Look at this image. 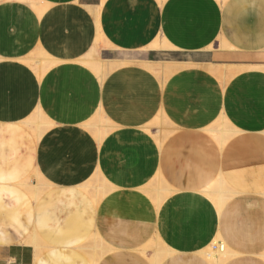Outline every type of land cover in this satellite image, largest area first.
Wrapping results in <instances>:
<instances>
[{
    "label": "crops",
    "instance_id": "crops-1",
    "mask_svg": "<svg viewBox=\"0 0 264 264\" xmlns=\"http://www.w3.org/2000/svg\"><path fill=\"white\" fill-rule=\"evenodd\" d=\"M101 44L180 67L101 79L81 62ZM36 53L56 61L42 75ZM0 57V264H93L92 238L97 264H152L160 241V264H210L218 235L223 264H264V0H0ZM100 108L102 138L86 126ZM158 118L174 128L163 141ZM35 173L38 198L22 185ZM101 174L96 203L81 186ZM215 182L232 191L220 208Z\"/></svg>",
    "mask_w": 264,
    "mask_h": 264
},
{
    "label": "bare ground",
    "instance_id": "bare-ground-1",
    "mask_svg": "<svg viewBox=\"0 0 264 264\" xmlns=\"http://www.w3.org/2000/svg\"><path fill=\"white\" fill-rule=\"evenodd\" d=\"M221 1H222V3H224L226 0H221ZM161 45H163L162 47L165 46L164 44H161ZM225 46H226V44H225ZM160 47H161L160 44H157V43L155 44V48H160ZM232 49H234V48H232ZM22 61H24V59ZM29 61H30V59L27 60V62H29ZM31 61L34 62V64H36V66L34 68L37 71V73L40 74V75L44 74L46 72V70H48L52 65H54L56 63V61L49 60V58H44V57L39 59V60L37 59V60H31ZM87 66H90V68L93 69L94 73L98 77H103V75L107 73V71L105 72V68H104V66H103V64H102V62L100 60H93V61L91 60L90 62H88ZM110 66L111 65H109L108 67H110ZM112 68H113V66H112ZM152 68H153V66H152ZM103 113H104L103 110L100 108L97 111V113H96V115H95V117L93 119L94 120V123H93L94 125L93 126L92 125H88V127H87L90 130H92V132L99 138L103 137V135H105L108 132V128L112 127L111 122L108 119L105 118ZM159 119L161 120V118H159ZM223 121H225V120H223ZM99 122H101L102 124L99 123ZM226 122H228V121H226ZM36 123H37V121H36ZM27 126H29V125H27ZM221 126H223L222 123H221ZM39 128H41V127H39ZM216 129L218 130L217 127H216ZM219 130L222 133L225 134L224 129H219ZM225 136H227V135H225ZM163 137H164V135H163ZM223 141H224V139H222V142ZM36 176L39 177V175H37V174H36ZM96 178H97V176H96ZM101 179H102V182H101L100 185L96 184V186H94V185L92 186L93 187L92 188V193H93L94 198H97L99 195L100 196H105L112 189V186L103 179L102 174H101ZM24 183H22V185L27 190H29L30 187L33 185V183L31 181L29 183H25V184ZM39 183H41L40 180H39V182L37 184H39ZM37 184H34V185H37ZM91 184H92V182L90 183V185ZM165 185L166 184H164V186ZM151 190H154L155 194L151 193L150 196L153 199H155V201L158 202V204L160 203V200L161 201L164 200V199H161L162 195L164 194V190L162 189V187H160V186H157V187L152 186ZM35 192L37 193V191H35ZM231 192H232L231 189L226 185V183H221V182H215L214 184L212 183V185L210 184V186H208L204 190V193L209 195L210 197H212L214 199V202L219 206V208L223 206V204L226 201V199L231 195ZM163 198H164V196H163ZM31 238H32V243L31 244L34 245L35 258L37 259V256L42 251L41 244H40V240L41 239L36 234H33ZM220 239L221 238L218 235L215 238V240L211 243L210 246H208L203 252H200V254L204 255L207 258V260L209 261L210 264H223L225 261H227L233 255V251L230 250V248L226 245L225 242H222L223 245L222 244L220 245V241H221ZM158 241L159 240L157 239L156 242H158ZM99 242H101L99 244V247H100L101 250H103L105 248L103 246V245H105V242H102L101 240ZM154 245L156 246L157 249L156 248H155L156 250L154 249L155 250V254H153V257L150 256V258H151L152 264H160L161 261L163 260V258H165L166 255H167V249H166V246L164 244H162L161 241L158 243V246L156 244H154ZM84 248H85L84 250L86 251V253L91 255L89 249L93 250V248H95V247H91V248L89 247V249H88V247H84ZM149 248H152V246H150ZM149 248L145 247L144 249H142V251H141L142 254H147V252L149 251L148 250ZM151 250L153 251V249H151ZM102 253H104V252H102ZM92 260H93V264H97L98 263L97 257L93 258Z\"/></svg>",
    "mask_w": 264,
    "mask_h": 264
},
{
    "label": "rangeland",
    "instance_id": "rangeland-1",
    "mask_svg": "<svg viewBox=\"0 0 264 264\" xmlns=\"http://www.w3.org/2000/svg\"><path fill=\"white\" fill-rule=\"evenodd\" d=\"M107 46L105 44H101L99 46L94 47L90 53L88 55H86L83 60L81 61L84 65H88V62H90L91 60H100L105 68V72L107 71L106 74L103 75V77L101 79H103L112 69L117 68L119 66L122 65H127V64H144L146 66H148L150 69H152L159 78H167L175 69L180 67V64H167V63H153V65H148L151 64V62H147L146 60L144 61V51L140 50V51H136V52H122L120 50H111L110 52L105 51L104 49ZM153 47L155 48V44L153 45ZM46 58V56L43 53H36L33 54L32 56H30V61H29V65L32 67H35L36 64H34V62H32L31 60H39L41 58ZM28 60V59H27ZM106 66H105V65ZM111 65L110 67H108L109 65ZM113 66V68H112ZM153 66V68H152ZM90 68V66H88ZM108 68V69H107ZM92 69V68H90ZM93 70V69H92ZM104 72V73H105ZM94 121L88 123L86 126L88 125H94L93 124ZM101 123V122H99ZM102 124V123H101ZM149 128L147 129L149 132L153 133L154 136L156 137L157 140L159 141H163L165 140V136H169L171 133H173L174 128H172V126L170 124H163L162 120H160L159 118L157 120H155L153 123H151L149 126ZM104 129V128H103ZM164 135V137H163ZM104 136V135H103ZM102 138V137H100ZM158 141V142H159ZM97 176V178H96ZM93 179V181H89L88 183L84 184L83 186H81L83 189H85L86 191L90 192L94 201L97 203L101 200V198L103 196H98L97 198H94L93 193H92V186H96V184L100 185L102 182L101 176L100 175H96ZM33 183V185L30 187L29 192H31V194L35 197L38 198V196L42 193L43 191V186L41 183L37 184L40 180V178L38 176H36V173L33 174L31 176V178L29 180H27L28 182ZM92 182V184L90 185V183ZM97 182V183H96ZM37 184V185H34ZM157 184L156 180H154V183H150L151 185H155ZM43 187V188H42ZM50 186H47L46 188H49ZM45 188V189H46ZM37 189V190H36ZM37 191V193L35 192ZM35 192V193H34ZM147 192L149 194L153 193L155 194L154 190H147ZM25 244L28 245H32L34 246L32 243V238H29L27 240L24 241ZM155 243V242H154ZM154 243H152L151 245H154ZM90 244V245H89ZM99 241L92 238L91 240H89V242L87 243L86 247H95L93 248V250L89 249L90 254L85 253L89 256V258L92 260L93 258L97 257V259L99 260L102 257V252L105 251V249L101 250L99 247ZM150 245V246H151ZM154 247L156 248V246L154 245ZM146 248H149V246H147ZM102 254V255H101ZM93 262V260H92Z\"/></svg>",
    "mask_w": 264,
    "mask_h": 264
},
{
    "label": "built area",
    "instance_id": "built-area-1",
    "mask_svg": "<svg viewBox=\"0 0 264 264\" xmlns=\"http://www.w3.org/2000/svg\"><path fill=\"white\" fill-rule=\"evenodd\" d=\"M222 244V241H220V245ZM223 245V244H222Z\"/></svg>",
    "mask_w": 264,
    "mask_h": 264
}]
</instances>
